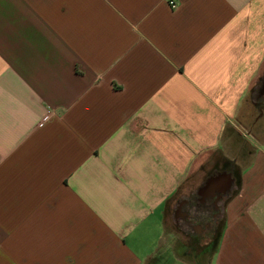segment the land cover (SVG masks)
I'll return each mask as SVG.
<instances>
[{
  "label": "crops",
  "instance_id": "0c3cea01",
  "mask_svg": "<svg viewBox=\"0 0 264 264\" xmlns=\"http://www.w3.org/2000/svg\"><path fill=\"white\" fill-rule=\"evenodd\" d=\"M173 1L0 0V264H264V0Z\"/></svg>",
  "mask_w": 264,
  "mask_h": 264
},
{
  "label": "flooded vegetation",
  "instance_id": "af4514ba",
  "mask_svg": "<svg viewBox=\"0 0 264 264\" xmlns=\"http://www.w3.org/2000/svg\"><path fill=\"white\" fill-rule=\"evenodd\" d=\"M262 87L264 90V81H263ZM258 104L261 110L264 111V96L259 97ZM201 188H202L201 193H198V196H197L198 200L203 199L205 202H207L211 206H214V204L219 203L222 200L223 196L225 195V194H221L219 191H215L213 194H210L209 186L205 183L201 186ZM178 209L181 210V212L185 214V217H183L182 223L176 227L179 232H181L182 234H185L189 230H191L193 224H195L194 222H192V214L189 208V200L188 199L181 200V202L178 204L177 210ZM213 211L215 210L213 209ZM215 214L216 213H214V215ZM216 218H217L216 216L212 217V219H210L206 223L207 231L210 235H216L219 232V224H217Z\"/></svg>",
  "mask_w": 264,
  "mask_h": 264
},
{
  "label": "rangeland",
  "instance_id": "374dc122",
  "mask_svg": "<svg viewBox=\"0 0 264 264\" xmlns=\"http://www.w3.org/2000/svg\"><path fill=\"white\" fill-rule=\"evenodd\" d=\"M255 97H256V94H253V96H251V97H248V100H247V102H246V104H245V111H244V113L242 114V116L244 117V120H245V122H246V124H249L250 125V123L255 119V117L259 114V111H257L256 110V108L254 107V105H253V100H255ZM248 127V126H247ZM192 180H193V178L191 177L190 178V180H189V182L188 183H186V185H184V190H189V189H191L190 187H192ZM184 190H183V192H184ZM198 194L196 193V194H194V195H190V198L192 199L193 198V200L195 201H197L198 200ZM171 220V219H170ZM216 220H217V224H219V229L221 228V225H222V218H221V216H219V218H216ZM170 223H172V221H169ZM170 223H168L167 222V226H168V228H170V226H171V228L173 227V229H176V228H174V226L172 225V224H170ZM177 233H178V231L177 230H175ZM189 232H190V234H192V229L191 230H189Z\"/></svg>",
  "mask_w": 264,
  "mask_h": 264
},
{
  "label": "water",
  "instance_id": "95a60500",
  "mask_svg": "<svg viewBox=\"0 0 264 264\" xmlns=\"http://www.w3.org/2000/svg\"><path fill=\"white\" fill-rule=\"evenodd\" d=\"M224 175H225V178H226V180H225L226 188H229L231 186V184H232V178L229 176V174H224ZM213 179H214L213 177L209 178L207 183L210 184V182H212Z\"/></svg>",
  "mask_w": 264,
  "mask_h": 264
},
{
  "label": "built area",
  "instance_id": "2783aa9c",
  "mask_svg": "<svg viewBox=\"0 0 264 264\" xmlns=\"http://www.w3.org/2000/svg\"><path fill=\"white\" fill-rule=\"evenodd\" d=\"M170 6L172 7V8H175L176 7V3L173 1V0H170Z\"/></svg>",
  "mask_w": 264,
  "mask_h": 264
}]
</instances>
